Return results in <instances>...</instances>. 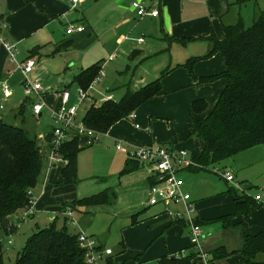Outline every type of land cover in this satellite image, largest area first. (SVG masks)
I'll return each instance as SVG.
<instances>
[{
  "label": "crops",
  "instance_id": "0c3cea01",
  "mask_svg": "<svg viewBox=\"0 0 264 264\" xmlns=\"http://www.w3.org/2000/svg\"><path fill=\"white\" fill-rule=\"evenodd\" d=\"M93 1L94 3L92 0H82L73 5L70 0H0V24H5L3 32L15 42L18 59L35 57L36 65L32 76L38 79L39 76H44V80L47 81L45 89L48 90L46 97L49 102L58 101V90L64 86L74 88L77 85V82L73 81L74 75L95 62L104 61L106 64L115 57L122 58L121 67L116 69L122 72L125 71L122 69L124 64L126 69L130 65L126 60L133 61L135 56H140L137 62L134 61L135 68L124 82L125 92L127 87L132 88L133 76L135 79L140 77L138 82H142L141 72L138 76L135 72L142 60L160 53L168 57L169 63L164 73L166 76L163 86L168 93L173 92L176 99L174 101L177 103L167 105L166 100L160 98L159 91L158 96L153 98V95L150 100L147 99L149 103L141 110H136V114L133 112L135 110L132 111L134 115L130 118L132 121L126 120L127 117L115 121L108 128L100 146V149L112 151L108 165L115 169V173L136 171L134 174L141 178L147 198L148 187L152 181L150 171L125 151L117 149L114 145L115 140H120L128 148L150 143L180 146L193 150V155L198 153L204 142L201 138L190 135L191 101L199 97L204 98L208 103L205 112H208L226 84L223 76L201 81L202 77L219 73L225 68L224 57L219 50L208 53L212 46L208 35L214 34L222 38L223 24L235 22L238 17L243 23L245 20L252 22L254 17L264 10V0H141L150 8L159 10L156 16L137 15L131 7L133 0ZM69 23L82 24L84 29L67 33L65 28ZM125 30H128L127 34ZM138 37L143 39L138 40ZM127 40L131 42H126ZM48 47L49 51L51 50L50 54H59L61 64L54 67L49 76L45 69L47 59H39L37 56ZM90 47L97 49L93 54H86ZM109 47L112 48L111 51ZM100 49H108L107 57L104 59L94 57ZM110 55L113 57L109 58ZM191 58L193 60L188 67L186 62ZM12 67L13 64L7 60L6 51L0 44V72L6 73ZM16 74L18 73L15 72L11 78L14 83L19 78V74ZM119 81L118 79L107 81L105 83L107 92L95 84L93 89L95 100L106 99L107 94H112L109 90L115 88ZM183 84L188 87L181 88ZM113 98L116 99L114 96ZM22 100L23 97L16 92L10 98L14 104L12 107L17 108ZM168 106H173L174 110L169 111ZM1 113L4 114L3 111ZM135 123L139 125L135 126ZM50 128L51 126L49 133ZM38 141L44 150L45 161L48 137ZM260 144L263 143L255 144L238 153ZM247 164L241 163L233 167L230 165L234 181L241 182L239 183L242 185L243 193H237L235 182L226 180L224 176L221 178L225 189L205 182L203 190L198 191V188L183 182V189L190 193L196 220L204 231L201 238L203 249L212 252L217 248H223L227 252L222 257L210 258L207 261L195 255L194 260L197 264H235L241 259L240 250L244 244V234H254L264 229V205L255 200L252 193L245 191L251 186L250 180H254V177H250L244 171ZM126 166L128 169H125ZM62 167L58 164L46 167L44 163L41 179L32 188L35 197L34 211L23 218L24 207H21L8 217V224L5 226L9 227L11 232L26 225L23 228L27 229V232L22 245L30 233L41 227L40 214L47 219L45 225L54 219L58 226L66 222L72 232H77L79 228L86 230L85 224L80 220L82 214L77 217V225L70 224L63 214V204H73L74 200L83 196L75 195V186L80 180L77 169L76 179L66 182ZM140 168H144L145 171H139ZM199 169L214 170L195 166L187 167L179 173L186 171L196 173ZM134 174L132 177H135ZM197 180L203 182L204 178L199 176ZM105 188L113 189L109 186L102 189ZM245 195L249 196L251 202L245 201ZM237 196H240L238 200ZM86 206L88 205L76 204L73 213L75 210L81 211ZM132 216L135 217L134 221ZM92 217L91 215L87 218L88 222ZM17 222H20L19 226ZM189 230V224L185 220L171 218L163 212L160 205H150L146 200L142 207L128 214V220L122 230L120 248L116 253L113 251L114 257L117 260L125 259V264H131L133 261L131 257L135 255L139 256L140 261L151 262L163 254L187 252L192 250ZM100 241L107 245L101 237Z\"/></svg>",
  "mask_w": 264,
  "mask_h": 264
},
{
  "label": "trees",
  "instance_id": "16d2710c",
  "mask_svg": "<svg viewBox=\"0 0 264 264\" xmlns=\"http://www.w3.org/2000/svg\"><path fill=\"white\" fill-rule=\"evenodd\" d=\"M223 30L222 38L208 35L212 43L208 53L219 50L223 54L225 68L219 73L202 77L201 81L223 76L226 84L208 112H205L208 103L204 98H195L190 104V135L204 142L203 148L194 155L198 163L196 168L215 169L239 151L264 142V10L249 25H245L238 17L235 22L224 23ZM192 60L186 62L188 67ZM101 63L98 61L81 69L74 75L73 81L87 87L99 72ZM160 88V76L137 88L127 87L118 99H105L100 104L89 103L82 119L87 125L106 131L115 121L128 117L130 112ZM17 108L18 113L24 114L26 105L22 103ZM47 133L50 138L49 131ZM38 140L37 135L30 136L23 126L0 117V219L8 218L15 210L28 204L27 190L33 188L41 178L45 161ZM81 147L76 135L61 146L62 153L68 158L67 164L62 167L66 182L76 179V158ZM245 197V201L251 202L248 195ZM114 198L115 191L105 188L78 198L73 204L65 203L63 207L74 209L76 204L111 203ZM132 217L134 221L135 217ZM195 222L199 223L196 218ZM240 253L241 259L235 264H264V229L254 234L245 233ZM226 254L223 248L207 252L208 260ZM195 255L194 250L163 254L151 262L140 261L139 256L135 255L131 257V264H196ZM106 262L125 264V259L117 260L111 254L106 257ZM14 264L86 263L77 234L68 228L66 222L58 226L53 219L26 237L17 251Z\"/></svg>",
  "mask_w": 264,
  "mask_h": 264
},
{
  "label": "built area",
  "instance_id": "2783aa9c",
  "mask_svg": "<svg viewBox=\"0 0 264 264\" xmlns=\"http://www.w3.org/2000/svg\"><path fill=\"white\" fill-rule=\"evenodd\" d=\"M73 5L82 0H70ZM131 7L139 16L145 14L156 16L158 9H152L141 0H133ZM5 24H0V44L6 51L7 60L13 64V67L6 73L0 72V117L2 111L9 104L10 108L14 105L10 101L17 89L19 88L20 96L24 103L29 107L31 113L37 118L42 119L44 112H48L52 123L50 128V138L48 137V147L45 156L46 167L52 165H66L68 158L62 153V144L70 139L73 135L78 137V144L86 146L99 141L100 136L107 135V130L102 131L87 125L80 115V105L86 102H95L93 93L94 85L105 75L103 65L101 63L99 72L90 81L87 87L80 84L74 86L73 91L70 87L64 86L58 90V101L49 102L46 97V90L38 78L32 76L33 68L36 65L34 56L25 59L17 58V49L14 41L9 39L3 32ZM84 29L82 24L69 23L65 31L67 33L79 32ZM143 37H138L142 40ZM113 56L110 55L109 58ZM19 74L18 80L12 81L13 74ZM106 99L113 98L112 94H107ZM18 105V106H19ZM13 108V107H12ZM16 109V108H15ZM133 112L128 117L133 118ZM135 123V126H138ZM49 131V128H48ZM48 133L40 131L37 138L47 139ZM117 149L125 151L129 156L137 160L141 165L146 166L150 171V177L153 181L148 187L147 203L150 205H160L163 212L175 219H183L189 224V237L192 250L196 255L201 256L203 260H208L207 251L201 245L203 236L202 226L195 222L194 206L190 200V193L183 189V180L179 176V172L187 167L198 166L193 154H190L186 148L175 145L161 144H137L128 148L123 145L120 140L114 143ZM226 180L234 181V173L225 170L222 172ZM235 182V181H234ZM239 189L242 185L239 182L234 183ZM29 195L28 204L24 206L22 217L34 211L33 204L35 197L32 188L27 190ZM253 198L264 204L261 195L256 193ZM63 214L67 216L70 224L77 225L78 222L73 215V209L70 206L63 208ZM20 222H17V226ZM78 244L84 249V261L86 264H107L106 257L114 254L111 247L104 245L100 239L94 234H88L85 230L79 228L77 232ZM12 240L8 239L7 244H11ZM197 264V263H196Z\"/></svg>",
  "mask_w": 264,
  "mask_h": 264
},
{
  "label": "rangeland",
  "instance_id": "374dc122",
  "mask_svg": "<svg viewBox=\"0 0 264 264\" xmlns=\"http://www.w3.org/2000/svg\"><path fill=\"white\" fill-rule=\"evenodd\" d=\"M94 3V1L92 0ZM109 14V12H107ZM251 21L245 20V25H249ZM128 33V30H125V34ZM126 42H131L130 40H127ZM94 48L91 47L88 48V51H86V54H93L95 51ZM108 49H100L96 53V59L97 58H103L107 57V51ZM112 48L109 47V51H111ZM51 50L49 51V47L41 53L39 56V59H47V62L45 63V69L47 76H49L50 73L53 72V68L56 66H61L60 60L58 58L59 54H50ZM50 54V57H49ZM156 56H149V58H146L142 60V62L139 63L138 68L136 69V76L139 75L141 72L142 75V82L140 81V77L136 78L133 76L131 80V86L132 88H137L140 85L146 83L147 81H150L156 77L160 76V82H161V88H160V98L165 99L167 102V105L170 103L175 102V95L172 94L173 92H167L165 91V87L163 86L165 74L163 71L166 69L168 65V57L166 58L165 54ZM140 59V56H135L133 61H130L129 67L126 69L125 64L122 69L125 71L119 72L116 69L120 68L122 65L123 59L122 58H116L114 60H110L108 63L103 65V70L106 73V76H102V78L96 83V87H103V89L106 91V85L105 83L109 80H120L118 82V85L109 90V92L112 93V95L118 99L123 93V87L126 89V82L128 78L131 75L132 70L135 68L134 61H138ZM108 61V60H107ZM117 71V72H116ZM39 73V72H37ZM43 73V72H41ZM163 73V74H162ZM18 75V74H16ZM40 75V73H39ZM164 75V76H163ZM39 81L42 83L43 87H46L47 81L44 80V76H39ZM49 81V80H48ZM122 82L124 84H122ZM141 83V84H139ZM122 87V88H121ZM188 87L187 85H184L181 88ZM73 91V87L71 88ZM154 94L153 98L157 97L158 93ZM107 92V91H106ZM176 92V91H174ZM17 94L20 96L19 88L17 89ZM74 94V91H73ZM209 99V98H208ZM105 99L98 101V99L95 100V104H100ZM150 100V99H148ZM149 101L143 102L140 105H138L133 111L136 114V110H141L143 106L148 104ZM175 102L174 104H176ZM89 105L86 101H84L80 105L79 113L80 115L84 113V110ZM168 110L172 111L174 110L173 106H168ZM188 110V108H187ZM4 114L2 115L3 119L19 124L23 126L27 133L30 136L37 135L40 131H46L51 126V119L48 116V112H44L42 119L40 121H37V118L31 113L29 107L25 109L24 114L18 113V108H10L9 104L7 107L3 110ZM128 118V117H127ZM126 120L132 121L130 117ZM167 126V125H165ZM104 136H100L99 141L86 145L85 147L81 148L78 151L77 154V176L80 178L77 185L75 186V195L76 197L86 196L90 195L91 193L97 192L101 190L104 187L109 186V188H113L116 191V198L114 199V202L109 204H93L88 205L86 207H83L81 211L75 210L73 215L75 219L77 220V217L82 214L81 217V223H84L86 227L85 231L88 234H94L99 239L100 237L106 241L107 246L111 247L112 250L116 253L120 248V239L122 236V230L125 227L126 220H128V214L132 211L137 210L138 208L142 207L143 202L147 200L146 194H145V188L144 184L140 181L141 178L134 174L135 172H124L122 174H118V172L115 173V169H111L108 165V159L110 158V155H112V151L106 150V149H100L101 144L103 143ZM40 144V142H39ZM41 146V145H40ZM42 152L44 153L43 148L41 147ZM187 151L190 154H193V150L187 149ZM247 166L244 168V171L250 175V177H254V180H250L251 186L250 188L246 189V192L252 193L254 196L256 193H259L261 195V200L264 201V186L262 184L264 182H261L264 180V142L263 144L256 145V147H253L252 149H248V151H242L240 153H237L234 155V157H230L224 161H222V164L220 166H217L214 170L211 169H199L196 171V173H191L190 171L181 172L179 173V176L182 178L183 182L188 185H192L196 188H198V191L203 190L204 184L208 183L209 185L212 184V186L220 187V189L224 188L223 180L221 177H223L222 171L228 170L231 171L232 169L230 165L233 167L238 164H246ZM249 165V166H248ZM144 168H140L139 171H143ZM145 171V170H144ZM138 172V171H137ZM132 174H134L135 177H132ZM201 176L204 178V181H198L197 178ZM104 178V179H102ZM221 178V179H220ZM41 179V178H40ZM236 180V179H235ZM240 182L239 180H236ZM241 183V182H240ZM231 185V183H230ZM233 187V185H232ZM225 189V188H224ZM223 189V190H224ZM257 191V192H255ZM237 193H243L241 189L236 188ZM264 205V204H263ZM84 210H90V212H85ZM93 216L90 222H88L87 218ZM39 225H45L47 219L43 214H40L39 217ZM15 221V220H13ZM26 225L24 224L23 227L18 229L17 231H10V228L4 225L3 219H0V252H1V261L2 264H14L17 251L21 248L23 238L26 235L27 229L23 230V228ZM11 239L12 243L7 244V240Z\"/></svg>",
  "mask_w": 264,
  "mask_h": 264
},
{
  "label": "water",
  "instance_id": "95a60500",
  "mask_svg": "<svg viewBox=\"0 0 264 264\" xmlns=\"http://www.w3.org/2000/svg\"><path fill=\"white\" fill-rule=\"evenodd\" d=\"M3 223H4V225L8 224V218L7 217L3 218Z\"/></svg>",
  "mask_w": 264,
  "mask_h": 264
}]
</instances>
